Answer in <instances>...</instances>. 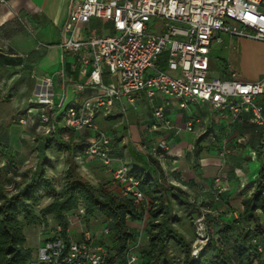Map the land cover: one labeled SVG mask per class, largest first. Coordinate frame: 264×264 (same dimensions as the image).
<instances>
[{"label":"built area","instance_id":"obj_1","mask_svg":"<svg viewBox=\"0 0 264 264\" xmlns=\"http://www.w3.org/2000/svg\"><path fill=\"white\" fill-rule=\"evenodd\" d=\"M7 2L0 0V6ZM92 18L108 20L112 33L107 29L87 33ZM222 32L264 41V0H74L59 47L82 69H89L88 77L75 87H94L95 99L78 107L67 106L57 100L51 79L39 78L29 108L16 120L26 125L36 115L37 127L43 128L48 137L59 127L92 131L94 136L82 147L80 155L98 160L120 187L121 195L130 198L137 209H146L148 201L140 189V178L113 155L110 136L98 128L94 118L108 111L115 101L124 99L133 105L144 93L154 119L146 128L172 129L174 125L167 116L171 106L184 109L191 103L203 102L214 111L229 113L233 121L247 114L252 124L264 129V107L258 102L264 96V77L248 81L233 72L228 78L212 75L210 46ZM163 54L165 68H160ZM104 71L116 80L104 82ZM156 94L162 104L154 103ZM193 126L188 121L184 128L192 131ZM260 144H264V137ZM168 149L167 141L162 140L152 153L160 155ZM251 155L256 156L254 149ZM78 159L82 162V158ZM213 183L217 193H221L222 177H215ZM78 213L83 214V210ZM196 224L204 230L203 216ZM82 234L78 240H65L60 234L42 240L29 264H103L105 248L95 244L88 232ZM136 260V254L129 249L127 264Z\"/></svg>","mask_w":264,"mask_h":264},{"label":"crops","instance_id":"obj_2","mask_svg":"<svg viewBox=\"0 0 264 264\" xmlns=\"http://www.w3.org/2000/svg\"><path fill=\"white\" fill-rule=\"evenodd\" d=\"M73 1L8 0L7 4L0 6V184L6 187L10 183L15 185L14 192L30 180L44 157L48 160L44 169L50 177L62 174L67 166V153L53 147L46 151L42 149L45 139L37 135L36 115L34 121L26 125L19 124L13 118L29 108V99L37 80L43 77L51 79L57 100L67 106L92 103L97 93L94 87L76 89L75 85L88 77L89 69H82L69 53L59 47ZM215 41L211 43L209 58ZM160 63L159 67L165 68L162 59ZM223 70L216 77L228 78L231 72L228 71L227 62H224ZM262 77L264 74L248 81ZM102 79L104 82L116 80L106 71L102 73ZM258 102L264 105V96H260ZM154 103H163L158 94ZM167 116L174 125L172 129L146 128V124L151 125L154 119L152 108L145 94L141 93L133 105L124 99L115 101L108 111L98 113L94 122L110 135L115 156L130 168L150 175L149 184L143 185L147 195H155L153 183L158 181L171 189L172 199H183L189 192L203 196L207 194L209 198L210 181L220 176L228 186V203H222L225 216L236 207L241 209V200L252 191V183L258 172L259 162L256 156L251 155V150L261 138L262 129L252 124L247 114L233 121L229 113L214 111L203 102L191 103L184 109L171 106ZM188 121L194 123L192 131H197L198 136L193 141L183 136L187 140L184 142L179 140L177 129L184 127ZM93 136L88 129L75 131L64 128L53 139L67 144L71 150L80 145L76 150L79 152ZM175 138L176 143L172 142ZM162 140L167 141L169 149L160 155H153L152 149ZM216 152L218 158L212 155ZM260 157L264 160V147L260 149ZM253 161L256 164H252ZM80 164L83 169L88 168L92 184L99 182L110 191V186H116L111 192L120 195V187L100 162L87 157ZM189 171L193 173L192 176ZM5 176H9L8 181ZM237 215L234 211L233 216ZM82 218L80 215L70 218L67 235L73 240L82 237L83 230L78 233ZM37 246L33 250L34 257Z\"/></svg>","mask_w":264,"mask_h":264},{"label":"trees","instance_id":"obj_3","mask_svg":"<svg viewBox=\"0 0 264 264\" xmlns=\"http://www.w3.org/2000/svg\"><path fill=\"white\" fill-rule=\"evenodd\" d=\"M109 28L108 33H112L111 24ZM60 129L64 128L59 127L57 132ZM55 134L45 139L42 149L46 151L53 147L67 153V166L62 174L59 190L56 189L54 177L48 176L44 169V164L48 162L46 157L30 180L14 193L7 194L0 184V264H29L34 260V249L31 250L27 244L24 227L39 220L37 206L44 198L50 200L41 208L42 214L52 213L57 221L54 234L47 239L60 234L63 239L68 240L70 216L79 215V209L83 210V218L100 214L106 219L115 237L113 254L108 257L105 249L103 264H115L116 261L127 264L129 243L134 242V233L128 229L127 222L128 219L141 221V210L133 205L130 198L115 195L102 185H94L83 178L79 172L78 160L81 159L78 158H82L81 163H84L87 156L76 151L80 145L71 150L67 144L54 141ZM203 136L197 140L198 143ZM261 138L254 148L259 168L252 183V191L241 200L242 208L237 217H233L234 211L230 210L228 216H232L231 221H216L207 216L208 221L212 222L207 231L208 242L195 256L191 251L192 240L186 239L171 223L172 219H177V215H172L171 189L154 181L152 190L155 195L150 200L146 198L150 221L148 243L144 249L146 260L141 264H264V160L260 157V149L264 144H260ZM111 143L114 155L112 139ZM131 172L140 178V189L147 197L143 185L149 184L150 175L136 168H131ZM213 180L210 181V199L227 204V183L222 179L224 189L218 194ZM57 228L60 231L57 232ZM178 254L180 256L176 257Z\"/></svg>","mask_w":264,"mask_h":264},{"label":"rangeland","instance_id":"obj_4","mask_svg":"<svg viewBox=\"0 0 264 264\" xmlns=\"http://www.w3.org/2000/svg\"><path fill=\"white\" fill-rule=\"evenodd\" d=\"M159 23V21H158ZM230 24L235 25L234 22H230ZM110 22L103 18H92L90 20L88 29L86 30L89 34L101 33L103 30L107 29V32H110ZM239 28V27H238ZM166 57L165 54L161 56L162 60ZM211 69L212 75L217 76L218 74L223 73V64L227 62L228 71L233 72L237 78L242 80H249L252 78H256L260 74H264V41L240 37V36H228V34L221 33L219 38L216 39L215 43L212 46L211 54ZM164 62V61H163ZM161 65V63L159 64ZM164 68V67H162ZM17 115H14L13 118H16ZM126 125V124H125ZM134 131V130H133ZM37 135L43 139H46L48 136L45 134L43 128L36 129ZM179 140L187 142L183 136L188 138L190 141H193L198 135L197 131H189L184 127H178L177 129ZM36 135V136H37ZM35 136V137H36ZM110 136V135H109ZM177 138H175L172 142L176 143ZM189 142V141H188ZM186 148H184V153ZM216 158H218V154L213 153ZM212 158V157H211ZM149 159V158H148ZM90 160L95 161L96 159L90 158ZM99 162L98 160H96ZM153 163L152 160H149ZM81 163V162H79ZM252 164H256L254 161ZM79 172L81 176L87 180H90L88 175V168H84L82 164L79 166ZM255 168V166H254ZM207 173V170L206 172ZM63 174V173H62ZM62 174L54 177V183L59 190L60 183L62 182ZM208 174V173H207ZM189 175H193L191 171H189ZM6 181H8L9 176H5ZM94 181V180H92ZM10 182V181H9ZM4 183V182H3ZM96 183V182H95ZM97 182L95 185H100ZM3 191L7 194L14 193L13 184H9L6 187L1 183ZM111 191L116 189V186H110ZM121 194V191H120ZM247 195V194H245ZM207 194H197L196 192H189L185 194L183 199L173 198L172 206L173 212L172 215H177V219H172L173 227L181 234H183L186 239L192 240L191 251L201 249L208 241H207V231L210 229L212 225L210 221H208L207 216L213 217L216 221H220L223 219L224 221H231L232 216H225V211L223 204L218 200H211V194L209 193V198ZM148 200L153 198V195L149 194L146 197ZM50 198H44L37 206V212L40 215L38 221L25 225L24 233L26 236V241L31 250H33L39 241L44 240L52 236L55 232L56 227V219L54 218L52 213L42 214L41 208L49 202ZM189 203V204H186ZM190 205V207L188 206ZM234 205V204H233ZM235 208V207H234ZM239 207L235 208L233 211L239 212ZM149 209H141V213L143 215L141 221H131L128 219V229L133 231L134 233V242L129 243L130 250L136 254L137 260L134 264L144 263L146 260L144 249L147 247L148 243V223L150 221ZM81 216V214H79ZM77 215V216H79ZM73 217L76 214L72 215ZM203 216V227L204 230L197 228L196 220ZM234 217V216H233ZM82 226L78 228V233L82 229L90 234L93 241L98 245L104 247L107 251L108 257L113 254V246L115 244V237L111 233L108 223L106 219L100 214L88 215L87 217L82 218ZM82 227V228H81ZM202 233L203 236H198ZM83 235V234H81ZM80 239V238H79ZM180 256V254L176 255V257ZM115 264H121L117 261Z\"/></svg>","mask_w":264,"mask_h":264}]
</instances>
